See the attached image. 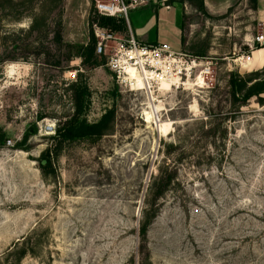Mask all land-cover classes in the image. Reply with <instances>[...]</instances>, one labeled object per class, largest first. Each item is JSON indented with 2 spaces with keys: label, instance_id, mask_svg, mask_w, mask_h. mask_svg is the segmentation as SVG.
Segmentation results:
<instances>
[{
  "label": "rangeland",
  "instance_id": "rangeland-1",
  "mask_svg": "<svg viewBox=\"0 0 264 264\" xmlns=\"http://www.w3.org/2000/svg\"><path fill=\"white\" fill-rule=\"evenodd\" d=\"M177 1L181 50L211 75L150 95L118 83L108 51L82 63L94 0H0V264H264V92L231 94L264 81L231 61L258 33L254 3ZM76 81L88 122L113 115L57 149Z\"/></svg>",
  "mask_w": 264,
  "mask_h": 264
},
{
  "label": "built area",
  "instance_id": "built-area-1",
  "mask_svg": "<svg viewBox=\"0 0 264 264\" xmlns=\"http://www.w3.org/2000/svg\"><path fill=\"white\" fill-rule=\"evenodd\" d=\"M141 3V0H94L96 14L123 19L128 29L124 37H119L116 31L93 21L94 54L101 56L109 52L107 66L114 73L118 83L129 90L136 86L138 80L141 84L139 90L150 95L158 90L163 82L171 83L173 88L189 82L197 84L198 77L204 82L205 78L211 75L210 58L192 56L182 50H175L168 44L140 42L133 36L129 28L128 11L137 8ZM263 44L264 33L255 34L251 41L246 43L248 51L234 54L231 60L234 66L247 68L252 51ZM129 69H133L137 80L126 75Z\"/></svg>",
  "mask_w": 264,
  "mask_h": 264
},
{
  "label": "crops",
  "instance_id": "crops-1",
  "mask_svg": "<svg viewBox=\"0 0 264 264\" xmlns=\"http://www.w3.org/2000/svg\"><path fill=\"white\" fill-rule=\"evenodd\" d=\"M141 1L142 3L132 14L138 41L168 44L175 50H181L184 6L177 0ZM218 1L222 3L221 0ZM203 4L209 9L214 7L215 2L203 0ZM253 16L258 25V33H264V0H255ZM247 67H251L254 71L263 69L264 45L252 51L251 61Z\"/></svg>",
  "mask_w": 264,
  "mask_h": 264
},
{
  "label": "trees",
  "instance_id": "trees-1",
  "mask_svg": "<svg viewBox=\"0 0 264 264\" xmlns=\"http://www.w3.org/2000/svg\"><path fill=\"white\" fill-rule=\"evenodd\" d=\"M253 3L255 4V0H253ZM99 20L100 26L105 27L107 25V28L114 31L121 32L124 28H126L124 20L120 18L101 16L99 17ZM91 43H88L86 46L80 45L77 47V53L79 57L82 58V63L84 64H94L95 62V59H93L95 44L94 38H92ZM262 71L264 74V67ZM80 83L81 81H76V85H73V101L75 110L72 116L56 131L55 136L53 137V139L57 140V149L64 141L99 138L106 132L107 126L111 121V117L113 115L112 111L104 113L96 122L90 123L87 121L85 112L88 108L90 93L86 85ZM235 84H237L238 87H236ZM235 88H237V91ZM231 90L233 98H235L238 91H243L242 97L246 100L253 95H258L264 92V81L261 83L256 81L251 89H245V80H240L239 82L231 81ZM6 139V134L0 130V147L4 145ZM47 153H49V149L47 150ZM46 160V163H49V160ZM147 227L148 226L145 222L141 223L139 229V235L141 237L145 235Z\"/></svg>",
  "mask_w": 264,
  "mask_h": 264
},
{
  "label": "bare ground",
  "instance_id": "bare-ground-1",
  "mask_svg": "<svg viewBox=\"0 0 264 264\" xmlns=\"http://www.w3.org/2000/svg\"><path fill=\"white\" fill-rule=\"evenodd\" d=\"M126 75H128L132 78H135L137 80V77L135 76L133 69H129L127 71ZM198 80H199V83H201V84L203 83L201 77H198ZM140 85H141L140 81L138 80L136 83L137 87L135 86V87L131 88V90H135V89L139 90L141 88ZM159 89H160V91L168 92L172 89V85H171V83L163 82L161 84V86L159 87ZM155 105L156 106H154V109L151 107L152 111L151 110L150 111H144L143 116H144L145 122L150 123L152 121V118L154 117L155 113L159 114V112L161 111L158 107L159 104H155Z\"/></svg>",
  "mask_w": 264,
  "mask_h": 264
},
{
  "label": "water",
  "instance_id": "water-1",
  "mask_svg": "<svg viewBox=\"0 0 264 264\" xmlns=\"http://www.w3.org/2000/svg\"><path fill=\"white\" fill-rule=\"evenodd\" d=\"M264 45V44H263ZM45 163V161H42V164H44Z\"/></svg>",
  "mask_w": 264,
  "mask_h": 264
}]
</instances>
